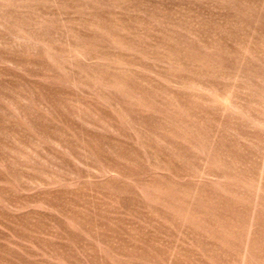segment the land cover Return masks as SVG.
Returning <instances> with one entry per match:
<instances>
[{
	"label": "rangeland",
	"instance_id": "1",
	"mask_svg": "<svg viewBox=\"0 0 264 264\" xmlns=\"http://www.w3.org/2000/svg\"><path fill=\"white\" fill-rule=\"evenodd\" d=\"M0 264H264V0H0Z\"/></svg>",
	"mask_w": 264,
	"mask_h": 264
}]
</instances>
